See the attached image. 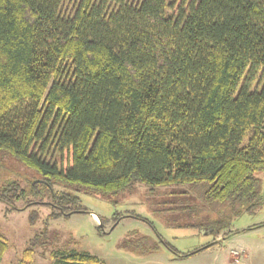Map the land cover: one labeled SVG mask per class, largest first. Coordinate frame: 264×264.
<instances>
[{
	"label": "trees",
	"instance_id": "trees-1",
	"mask_svg": "<svg viewBox=\"0 0 264 264\" xmlns=\"http://www.w3.org/2000/svg\"><path fill=\"white\" fill-rule=\"evenodd\" d=\"M63 2L0 0V153L39 174L28 188L9 180L0 199L58 217L86 212L68 185L204 182L208 203L258 201L264 0H80L72 14ZM164 243L181 258L210 246ZM7 248L0 232V262ZM18 264H34L32 247ZM56 264L106 262L70 250Z\"/></svg>",
	"mask_w": 264,
	"mask_h": 264
},
{
	"label": "rangeland",
	"instance_id": "rangeland-1",
	"mask_svg": "<svg viewBox=\"0 0 264 264\" xmlns=\"http://www.w3.org/2000/svg\"><path fill=\"white\" fill-rule=\"evenodd\" d=\"M79 2L64 0L62 11L72 14ZM256 175L260 199L238 206L206 202L204 182L155 187L137 182L116 194L68 185L86 212L58 217L51 216L57 210L51 204L24 207L19 201V209H10L0 199V232L8 244L0 264H18L28 247L34 249V264H56L70 250L90 252L106 264H264V171ZM38 178L19 159L0 153V187L15 180L28 188ZM218 227L223 228L217 237L212 229ZM229 230L237 232L221 239ZM164 240L182 252L210 246L181 258Z\"/></svg>",
	"mask_w": 264,
	"mask_h": 264
},
{
	"label": "water",
	"instance_id": "water-1",
	"mask_svg": "<svg viewBox=\"0 0 264 264\" xmlns=\"http://www.w3.org/2000/svg\"><path fill=\"white\" fill-rule=\"evenodd\" d=\"M220 238L218 240H216L215 242H219Z\"/></svg>",
	"mask_w": 264,
	"mask_h": 264
}]
</instances>
